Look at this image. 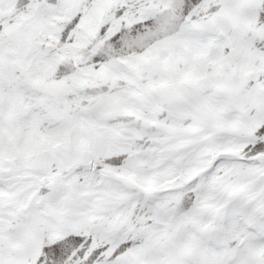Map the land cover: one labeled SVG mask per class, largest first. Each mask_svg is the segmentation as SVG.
<instances>
[{"label": "snow or ice", "instance_id": "1", "mask_svg": "<svg viewBox=\"0 0 264 264\" xmlns=\"http://www.w3.org/2000/svg\"><path fill=\"white\" fill-rule=\"evenodd\" d=\"M0 264H264V0H0Z\"/></svg>", "mask_w": 264, "mask_h": 264}]
</instances>
